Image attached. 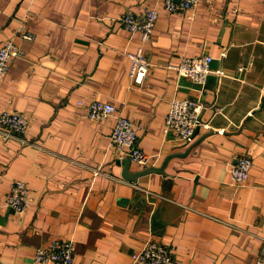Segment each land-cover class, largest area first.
Segmentation results:
<instances>
[{
	"label": "crops",
	"instance_id": "0c3cea01",
	"mask_svg": "<svg viewBox=\"0 0 264 264\" xmlns=\"http://www.w3.org/2000/svg\"><path fill=\"white\" fill-rule=\"evenodd\" d=\"M160 3L0 0V44L20 51L0 81V113L29 123L9 139L0 128V264H30L53 239L73 243V264H131L147 241L168 246L174 264L254 263L264 238V4L200 0L189 20ZM151 8V66L136 84L127 54L140 35L120 18ZM203 54L212 62L201 91L171 68ZM172 99L201 102L189 145L164 134ZM95 100L115 115L88 120ZM118 115L139 128L150 167L171 157L162 173L123 177L126 158L110 146ZM240 155L252 164L237 187L230 170ZM140 170L130 162L128 172ZM20 180L30 202L17 214L5 197Z\"/></svg>",
	"mask_w": 264,
	"mask_h": 264
},
{
	"label": "built area",
	"instance_id": "2783aa9c",
	"mask_svg": "<svg viewBox=\"0 0 264 264\" xmlns=\"http://www.w3.org/2000/svg\"><path fill=\"white\" fill-rule=\"evenodd\" d=\"M200 0H161L162 10L168 14H185L187 19L193 18V10ZM264 4V0H262ZM158 19V9H144L139 13L127 11L120 18L123 28L130 34L140 35L141 46L134 52L127 54L130 60V78L136 83H143L146 78L151 61L144 51L151 39ZM31 40V36H24ZM20 56V51L11 40L0 44V81L9 69L11 62ZM212 58L208 55H199L193 58H183L175 70L181 77L189 79L203 91L207 77L211 73ZM244 68H238L243 71ZM201 102L191 99H172L164 121V134L173 133L176 140L189 145L194 140L196 129L201 126ZM115 106L111 103L92 101L89 103L85 117L91 121H100L115 115ZM28 119L17 112L2 111L0 113V128L5 131V139L13 135L25 134ZM206 127V126H205ZM139 128L130 120L118 115L112 128L110 146L118 153L119 158H128L130 162L140 169L150 167L152 157L146 155L138 146ZM219 133L223 131H217ZM251 159L247 155H240L230 170L231 181L237 187L243 186L249 177ZM28 187L24 181H13L5 197V205L14 213L22 214L29 206ZM74 247L71 241L51 240L46 246L35 250L30 264H73ZM131 264H174L170 248L156 241H147L145 245L132 253ZM253 264H264V238L262 248Z\"/></svg>",
	"mask_w": 264,
	"mask_h": 264
},
{
	"label": "water",
	"instance_id": "95a60500",
	"mask_svg": "<svg viewBox=\"0 0 264 264\" xmlns=\"http://www.w3.org/2000/svg\"><path fill=\"white\" fill-rule=\"evenodd\" d=\"M194 137H195V134H194ZM171 157L168 156L164 159L162 165L158 168H155V167H147L145 169H142L140 171H137V172H134V173H130L128 172V167L130 165V160L128 158H126L123 162L124 164V171H123V177L126 179V180H129V181H136L138 177H141V176H144V175H148V174H152V173H162L163 171V168L165 167L166 163L168 162V160L170 159Z\"/></svg>",
	"mask_w": 264,
	"mask_h": 264
}]
</instances>
